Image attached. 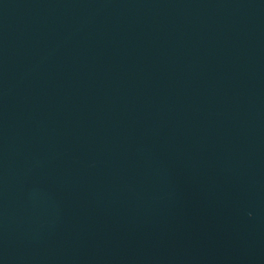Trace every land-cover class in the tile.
I'll list each match as a JSON object with an SVG mask.
<instances>
[{"label":"water","instance_id":"1","mask_svg":"<svg viewBox=\"0 0 264 264\" xmlns=\"http://www.w3.org/2000/svg\"><path fill=\"white\" fill-rule=\"evenodd\" d=\"M0 264H264V0H0Z\"/></svg>","mask_w":264,"mask_h":264}]
</instances>
